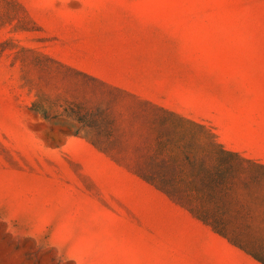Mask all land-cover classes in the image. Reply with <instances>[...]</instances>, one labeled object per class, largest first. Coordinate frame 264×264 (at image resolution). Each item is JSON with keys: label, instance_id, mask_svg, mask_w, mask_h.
Segmentation results:
<instances>
[{"label": "rangeland", "instance_id": "1", "mask_svg": "<svg viewBox=\"0 0 264 264\" xmlns=\"http://www.w3.org/2000/svg\"><path fill=\"white\" fill-rule=\"evenodd\" d=\"M133 96L264 163V0H0V264H262L136 172L163 113ZM84 102L113 143L35 109Z\"/></svg>", "mask_w": 264, "mask_h": 264}, {"label": "trees", "instance_id": "2", "mask_svg": "<svg viewBox=\"0 0 264 264\" xmlns=\"http://www.w3.org/2000/svg\"><path fill=\"white\" fill-rule=\"evenodd\" d=\"M82 74L90 82L120 91L92 75ZM133 97L140 105H148L163 113L156 120L153 141L144 146L143 161L137 163L136 172L186 206L231 244L264 264V163L228 150L213 139L203 145L195 141L182 142L183 123L199 129L204 127L203 124L148 100ZM81 103L70 104L63 112L53 115L43 107L36 105L35 109L44 119L62 118L74 127L73 133H83L95 146L113 143L118 136L111 111ZM171 116L174 121L168 118L166 123L167 117ZM168 128H171L169 133ZM176 128H179L177 133L171 135ZM208 135L214 137L212 132ZM186 153H190V157ZM231 158L238 164H231ZM210 203L219 211L208 210Z\"/></svg>", "mask_w": 264, "mask_h": 264}, {"label": "crops", "instance_id": "3", "mask_svg": "<svg viewBox=\"0 0 264 264\" xmlns=\"http://www.w3.org/2000/svg\"><path fill=\"white\" fill-rule=\"evenodd\" d=\"M236 150H240L242 148V143L236 140Z\"/></svg>", "mask_w": 264, "mask_h": 264}]
</instances>
